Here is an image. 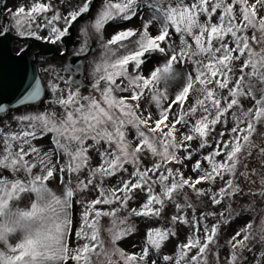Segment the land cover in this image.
<instances>
[{
  "label": "snow or ice",
  "instance_id": "obj_1",
  "mask_svg": "<svg viewBox=\"0 0 264 264\" xmlns=\"http://www.w3.org/2000/svg\"><path fill=\"white\" fill-rule=\"evenodd\" d=\"M6 13L0 264H264V0H24ZM73 29L75 55L93 37L101 49L87 83L66 49L30 77L27 49L8 54L13 36L58 45Z\"/></svg>",
  "mask_w": 264,
  "mask_h": 264
},
{
  "label": "rangeland",
  "instance_id": "obj_2",
  "mask_svg": "<svg viewBox=\"0 0 264 264\" xmlns=\"http://www.w3.org/2000/svg\"><path fill=\"white\" fill-rule=\"evenodd\" d=\"M18 3H24V0H23V1H22V0H7L5 5H6L7 7H14V6H15L16 4H18ZM5 8H6V7H5ZM4 16H6V15H4ZM138 24H139V20L136 19V20L132 21L130 24H128V26H129V27H132V26H135V25H138ZM76 27H77V29H78V27H80V25L77 24ZM115 30H119V29H115ZM76 34H77V33L75 32V36H76ZM112 34H114V27H113V26H106V31H105V33H104L105 38H106V39H107V38H110V36H111ZM89 43L91 44V46H94V47L96 48V50H95V53H93L92 55L87 56V59L84 58V60H85V61H84V69H85V67L87 66V64H88L89 61L93 60L94 57H97V58H98V57L100 56V53H101V49H100L99 44L97 43V40H96L95 37L91 38L90 41H89ZM15 46H16V45H15ZM15 46H14V49L16 50L17 47H15ZM74 50H75V47H74V48H71L70 52H73V53H74ZM145 71H147V70H145ZM85 75H87L86 71H84V77H85ZM85 82H86V81H85ZM86 83H87V82H86ZM160 87L163 89V88H164V85L161 84ZM177 87H178V85H177L175 82L170 83V84L168 85V90H169L170 95H174L175 90L177 89ZM152 110L155 111V107H154V106H153ZM218 130H219V129H218ZM197 147H198V146H197ZM197 158H198V157H197ZM173 167H177V166L173 165ZM185 174H186V176H189V175H190V176H192L193 178H195V175H196V174H195V173H192V172L190 171V164L187 165V169H186ZM49 186H50L54 191H57V192L59 191V184H58V181L51 183ZM132 206H135V204H133ZM172 211H174V209H173ZM169 214H170V213H169ZM133 223L136 224V226H137L138 228H143V227H144L143 223H142L139 219H134V220H133ZM156 226H158V225H156ZM233 227H235V228L238 229V228H239V225H234ZM231 233H232V228L226 226V227L224 228L223 236H222V238H221V240H220L221 247H220L219 251L221 252V255H222V256H223V255L225 254V252H226V249H225V246H224V241H225L226 239H229V238H230V234H231ZM138 240H139V238H138V236H136L135 234L133 235V237L129 238L128 243H127V245H126L127 250H130V251H135V250H137V249L134 247V245H135L136 243H138ZM75 243H76V241H75V237L73 236V245H75Z\"/></svg>",
  "mask_w": 264,
  "mask_h": 264
},
{
  "label": "water",
  "instance_id": "obj_3",
  "mask_svg": "<svg viewBox=\"0 0 264 264\" xmlns=\"http://www.w3.org/2000/svg\"><path fill=\"white\" fill-rule=\"evenodd\" d=\"M11 43H12V41H11ZM11 43L9 44V53L8 54L11 55V56H13V57H15L16 54H13L12 51H11ZM31 49H36L37 52L40 55L44 56V57H50L51 55H53V54L56 53L54 47H52V46H46L43 43H39V42H36L34 40H30L28 42L27 54L24 56L23 61L21 62V66H20L21 67V71L23 72L24 70H26L29 77L31 76V74L33 72V68L36 69L35 63L32 62L29 59V57H28V52ZM75 61L77 62L78 59L75 60ZM75 61L73 60V62H75Z\"/></svg>",
  "mask_w": 264,
  "mask_h": 264
},
{
  "label": "flooded vegetation",
  "instance_id": "obj_4",
  "mask_svg": "<svg viewBox=\"0 0 264 264\" xmlns=\"http://www.w3.org/2000/svg\"><path fill=\"white\" fill-rule=\"evenodd\" d=\"M81 23H83V22H81ZM79 28V27H78ZM76 29H77V27H76ZM76 29H74V32H73V34H72V38L73 37H75V41H73L72 42V44L70 45V49L71 48H74L75 47V49L77 48V47H79V40H78V36H77V34H76V36H75V32H76ZM77 33V32H76ZM66 38H68V37H66ZM66 38H65V42H66ZM90 41V40H89ZM19 46V48L21 47L19 44H16V47H18ZM31 58L32 59H34L35 61H37V64L39 65H41V61H42V59L39 57V56H37L35 53H32L31 54ZM40 65L38 66V69L40 68Z\"/></svg>",
  "mask_w": 264,
  "mask_h": 264
}]
</instances>
